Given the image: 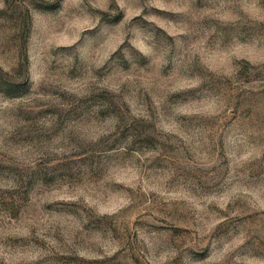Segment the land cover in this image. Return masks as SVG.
Returning <instances> with one entry per match:
<instances>
[{
	"label": "rangeland",
	"instance_id": "rangeland-1",
	"mask_svg": "<svg viewBox=\"0 0 264 264\" xmlns=\"http://www.w3.org/2000/svg\"><path fill=\"white\" fill-rule=\"evenodd\" d=\"M0 264H264V0H0Z\"/></svg>",
	"mask_w": 264,
	"mask_h": 264
}]
</instances>
